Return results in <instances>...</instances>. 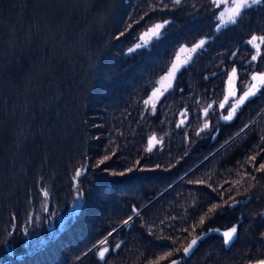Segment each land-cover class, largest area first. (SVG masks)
Returning a JSON list of instances; mask_svg holds the SVG:
<instances>
[{
	"label": "trees",
	"instance_id": "trees-1",
	"mask_svg": "<svg viewBox=\"0 0 264 264\" xmlns=\"http://www.w3.org/2000/svg\"><path fill=\"white\" fill-rule=\"evenodd\" d=\"M218 8L0 0V264L264 259V88L230 120V101L220 106L232 68L240 91L264 69V43L256 60L248 43L264 35V0L220 27ZM158 21L169 22L161 35L129 53ZM201 38L145 104L180 46Z\"/></svg>",
	"mask_w": 264,
	"mask_h": 264
},
{
	"label": "snow or ice",
	"instance_id": "snow-or-ice-1",
	"mask_svg": "<svg viewBox=\"0 0 264 264\" xmlns=\"http://www.w3.org/2000/svg\"><path fill=\"white\" fill-rule=\"evenodd\" d=\"M173 2L175 4H179L181 2V0H173ZM216 0H213V3H215ZM261 0H233V9H232V13L229 16L228 20L225 21L223 19V16L221 15L220 19H219V24L217 25V27H219L220 25H224L226 23H236L237 22V17H240L243 14V10L250 7V5H254V4H258L260 3ZM169 22L168 21H164L163 23H157L155 25H153L152 28H150L148 30V32H146L144 35L146 36H159L161 35V29H163L165 27V25H167ZM141 39L143 40V36L141 37ZM259 40V43H257V41ZM146 42V41H145ZM205 41L204 40H200L199 43L195 44L192 48L190 49H181V51H188L189 53H194L197 51V49H200L203 45H204ZM249 44H251L255 49H256V55L252 56L253 60L257 59V56L260 55V44L264 43V36L261 37H256L253 36L249 41ZM141 45H137V47H140ZM131 51V50H130ZM183 63H187V60L183 61ZM180 64L179 63H173L171 66V69L169 70L167 77H164L162 79H170L172 77L175 76L176 71L180 68ZM237 77V69L236 68H232L231 73L229 75L227 84L229 85V95L232 97L236 96V91L235 89L232 87V85L234 84V81ZM252 81H254L253 84H251L250 86H248V90L244 91L240 96L239 99L236 102L235 107H233L230 111L229 114L225 117H223L225 120H230L232 118L233 113L236 111V108H238L241 104H243L249 97L256 95V93L261 89L264 88V72L262 73H258V74H253L251 76ZM171 87V83H169L167 85L166 88L164 89H160L157 88L156 90H154L153 92V96L156 98H159L160 95H163L164 91H167V88ZM225 99L227 100L228 97H225ZM148 101H145V104H147ZM221 107H223V104L220 105ZM209 108L211 107V105L208 106ZM205 112L207 113V109H205ZM181 123H183V121H181ZM205 127H207V124H205ZM151 144V141H150ZM150 150V149H149ZM108 157H104V160H107ZM252 159H255V157H253ZM104 160H101L100 163L103 164ZM259 170L264 171V164H261L259 166ZM77 176L80 175V172L77 171L76 173ZM45 195H47V193H45ZM211 211V210H210ZM129 219H131V217H129ZM128 221H125V223H127ZM201 223H203V220L201 221ZM236 233V228L233 227L231 229H229L228 231L224 232L223 235L225 237L224 242L228 243L232 237L233 234ZM111 235V234H110ZM103 243V242H101ZM196 243V240H193L191 242V244L188 245V248L184 249V252L187 253L189 248L192 247V245H194ZM108 251V249H103L102 251H100L98 253L99 257L101 259H104L105 257V253ZM172 264H176V261L173 260ZM258 264H264V260H260L258 261Z\"/></svg>",
	"mask_w": 264,
	"mask_h": 264
},
{
	"label": "rangeland",
	"instance_id": "rangeland-1",
	"mask_svg": "<svg viewBox=\"0 0 264 264\" xmlns=\"http://www.w3.org/2000/svg\"><path fill=\"white\" fill-rule=\"evenodd\" d=\"M215 4L216 5H218L219 6V8H218V10H217V12H216V19H217V22H216V24L218 25L219 24V19H220V17H221V15L223 16V19L225 20V21H227L228 20V18H229V16L231 15V13H232V9H233V0H216V2H215ZM164 21H158V22H155V23H153V24H151V25H149V26H147V28L145 29V30H143V31H141V33L139 34V37H138V40H137V42L135 43V44H133L132 46H130L129 48H127L128 50V52L130 53V52H132V51H135V50H137L139 47H137V45L139 44V45H141L140 47H143V46H147L148 45V43H149V41L150 40H152L154 37H152V36H146V35H144L146 32H148V30L150 29V28H152L153 27V25H155V24H157V23H163ZM227 24V23H226ZM220 26H222V25H220ZM219 26V27H220ZM163 29H161V31H162ZM143 36V40L141 39V37ZM261 36H264V35H260V36H256V37H261ZM201 40H204L203 38H201ZM146 41V42H145ZM200 41V40H199ZM199 41H197L195 44H197V43H199ZM257 43H259V40L257 41ZM195 44H193V45H191V46H184V45H181L180 46V49L176 52V54L174 55V57H173V60L171 61V63H170V65H169V67L167 68V70H165V71H163V72H161L160 73V75H158L156 78H155V82L153 83V85H151V87H150V94H149V96L147 97V99H146V101H148V103H150V104H152V105H155L156 104V101L161 97V95L159 96V98H156V97H154L153 96V92H154V90H156L157 88H160V89H164V88H166L167 87V85L169 84V83H172V79H173V77L172 78H170V79H162V78H164V77H167V74H168V72H169V70L171 69V66H172V64L175 62V63H179L181 66H180V68L176 71V73L178 72V71H180L181 70V67L184 65V64H186V63H183V61H185V60H187V62L191 59V54L192 53H189L188 51H181V49L183 48V49H190V48H192ZM263 43H261L260 44V46L262 45ZM131 50V51H130ZM255 53V55H256V49H255V51H254ZM262 72H264V69L263 70H254V71H252L251 73H250V79H249V81H247V83H246V89H244V90H239V88L237 87V85H236V79H235V81H234V84L232 85V87L235 89V91H236V96L235 97H232V96H230L229 95V85L227 84V82H226V86H225V88H226V91H225V95H224V97L222 98V101H221V104H223L225 101H230L229 102V107H228V112L226 113V115H224V117L225 116H227L228 114H229V111L233 108V107H235V105H236V102H237V100L239 99V96L244 92V91H247L248 90V86H250L251 84H253L254 83V81H252V79H251V76L253 75V74H258V73H262ZM175 73V74H176ZM228 81V80H227ZM169 88V87H168ZM167 88V89H168ZM225 97H228V99L226 100L225 99ZM236 111H237V108H236ZM235 111V112H236ZM204 113H205V110H204ZM234 114V113H233ZM79 198H76L74 201H72V203L70 204V206H69V208H76V206H78L79 205ZM261 215H264V209H263V211H262V213H261ZM53 229H54V227H53Z\"/></svg>",
	"mask_w": 264,
	"mask_h": 264
},
{
	"label": "water",
	"instance_id": "water-1",
	"mask_svg": "<svg viewBox=\"0 0 264 264\" xmlns=\"http://www.w3.org/2000/svg\"><path fill=\"white\" fill-rule=\"evenodd\" d=\"M50 228H51V230H53L52 219L50 220ZM229 229H231V227L224 228L220 232V235H221V238L223 239V242L225 240V237H224L223 233L226 232V231H228ZM234 236H235V233L233 234V237ZM233 237H232V239L228 243H225L224 242V244H226V245L230 244L232 242V240L234 239ZM260 260H264V259H259V260H255V261H249V262H246L245 264H258V261H260Z\"/></svg>",
	"mask_w": 264,
	"mask_h": 264
},
{
	"label": "flooded vegetation",
	"instance_id": "flooded-vegetation-1",
	"mask_svg": "<svg viewBox=\"0 0 264 264\" xmlns=\"http://www.w3.org/2000/svg\"><path fill=\"white\" fill-rule=\"evenodd\" d=\"M187 254H188V252H187Z\"/></svg>",
	"mask_w": 264,
	"mask_h": 264
}]
</instances>
